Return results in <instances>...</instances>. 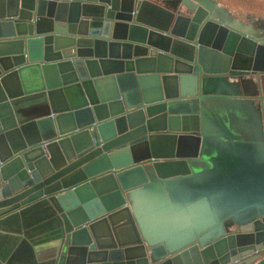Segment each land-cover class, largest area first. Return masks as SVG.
Here are the masks:
<instances>
[{"label":"water","instance_id":"1","mask_svg":"<svg viewBox=\"0 0 264 264\" xmlns=\"http://www.w3.org/2000/svg\"><path fill=\"white\" fill-rule=\"evenodd\" d=\"M263 86L217 0H0V264H264Z\"/></svg>","mask_w":264,"mask_h":264},{"label":"rangeland","instance_id":"2","mask_svg":"<svg viewBox=\"0 0 264 264\" xmlns=\"http://www.w3.org/2000/svg\"><path fill=\"white\" fill-rule=\"evenodd\" d=\"M183 1V0H180ZM218 5L221 6H227L225 8L230 15L237 16L238 19L242 20L247 18H256L260 17L264 19V0H217ZM224 4V5H223ZM225 112L219 113L222 117L223 121L228 123L229 127L231 128L232 132L235 133V135L238 136V130L236 128L240 129H247L248 126L246 123H241L238 120V116H244V118H250L251 119V126L256 125V132H254L252 135L253 139L256 141H260L264 139V117L256 111H252L249 108L239 107L238 110L233 111L232 113H235L234 115H228ZM236 117V122L231 121L233 124L229 123V118L233 119ZM212 124V122H211ZM215 127H212L214 129ZM214 135L221 136L219 131L215 130ZM222 138V137H221ZM202 161L207 160V156L202 155L201 159Z\"/></svg>","mask_w":264,"mask_h":264},{"label":"crops","instance_id":"3","mask_svg":"<svg viewBox=\"0 0 264 264\" xmlns=\"http://www.w3.org/2000/svg\"><path fill=\"white\" fill-rule=\"evenodd\" d=\"M257 18H260V17H256L254 19H257ZM260 95L262 96V101H255L254 104H253V111H256V112H259L260 114L263 112L264 110V86L263 88L260 90ZM262 111V112H261ZM222 111H219V113H221ZM223 113V112H222ZM225 114V113H224ZM228 114V113H227ZM235 113H232L231 115H234ZM230 115V114H228ZM220 116V114H219ZM264 116V115H263ZM220 118L222 119V117L220 116ZM233 122H236V117L233 119H230L229 118V123L230 124H233L231 121ZM238 120L241 122V123H246V125L248 126L247 129H240V128H236L238 130V138L239 139H242V140H252L253 139V133L256 132L255 128H256V125H252L251 126V119L250 118H244V116H238ZM223 121V119H222ZM224 122V121H223ZM226 124V126L231 130V128L229 127L228 123L224 122ZM232 131V130H231ZM235 134V133H234Z\"/></svg>","mask_w":264,"mask_h":264},{"label":"built area","instance_id":"4","mask_svg":"<svg viewBox=\"0 0 264 264\" xmlns=\"http://www.w3.org/2000/svg\"><path fill=\"white\" fill-rule=\"evenodd\" d=\"M238 260L231 261L230 264H238Z\"/></svg>","mask_w":264,"mask_h":264},{"label":"flooded vegetation","instance_id":"5","mask_svg":"<svg viewBox=\"0 0 264 264\" xmlns=\"http://www.w3.org/2000/svg\"><path fill=\"white\" fill-rule=\"evenodd\" d=\"M218 2H219V1H218ZM223 5H224V4H223ZM220 6H221V5H220ZM225 6H226V5H225ZM225 6H224V7H225ZM225 8H227V6H226Z\"/></svg>","mask_w":264,"mask_h":264}]
</instances>
